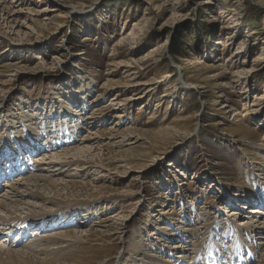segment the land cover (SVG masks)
I'll return each instance as SVG.
<instances>
[{
    "label": "rangeland",
    "instance_id": "374dc122",
    "mask_svg": "<svg viewBox=\"0 0 264 264\" xmlns=\"http://www.w3.org/2000/svg\"><path fill=\"white\" fill-rule=\"evenodd\" d=\"M10 145L25 158L10 177L16 157L0 161L1 214L54 210L35 192L82 205L22 243L1 231L19 264H196L204 240L213 264H264V0H0V151ZM242 222L259 228L238 259L226 252ZM44 235L57 241H32Z\"/></svg>",
    "mask_w": 264,
    "mask_h": 264
},
{
    "label": "bare ground",
    "instance_id": "6f19581e",
    "mask_svg": "<svg viewBox=\"0 0 264 264\" xmlns=\"http://www.w3.org/2000/svg\"><path fill=\"white\" fill-rule=\"evenodd\" d=\"M193 64V63H192ZM213 77V76H212ZM147 132V131H146ZM138 133V132H137ZM124 134V133H123ZM9 142H10V140L7 142V143H5V145L4 146H8L9 145ZM27 143V142H26ZM93 148V147H92ZM88 149V148H87ZM85 150V149H84ZM83 150V151H84ZM89 150V149H88ZM100 150V149H99ZM28 150L26 149L25 151H24V153H26ZM65 152H67L66 150H64ZM90 151V150H89ZM10 152V151H9ZM64 152V153H65ZM80 152V151H79ZM86 152V151H85ZM71 153V152H70ZM74 153V152H73ZM72 153V154H73ZM62 154V153H61ZM68 153H66V155H67ZM72 154H71V156H72ZM74 154H76V153H74ZM10 153H8L7 151H5V153L2 151L1 153H0V159H2V160H6V159H8L9 157H10ZM55 155V154H54ZM81 155V154H80ZM79 155V156H80ZM46 157L47 156V159H56V155H55V157L54 156H49V155H46V154H43V156H41V154H39V156L38 157H36V161L35 162H37L38 160H42V158L43 157ZM49 156V157H48ZM57 156H59L58 155V153H57ZM65 156V155H64ZM68 156V155H67ZM76 156V155H75ZM70 157V156H69ZM74 157V156H73ZM23 158H25V156L23 155V156H21L20 158H19V160L21 161V160H23ZM80 158V157H79ZM59 159V158H58ZM76 158H74V160H75ZM44 160V159H43ZM54 160H53V162H54ZM57 160V159H56ZM64 160H67V159H64ZM45 161V160H44ZM44 161H41V163H37L36 165H37V167H41L42 165H46L45 163H43ZM48 161V160H47ZM71 161V160H70ZM76 161V160H75ZM34 162V163H35ZM53 162H50L49 164H47L48 166L47 167H54L55 165H59V162L57 163L56 161L53 163ZM62 162V161H61ZM60 162V163H61ZM74 162V161H73ZM77 162V161H76ZM84 162V161H83ZM62 164V163H61ZM80 164V163H79ZM25 165V164H24ZM63 165V164H62ZM82 165V164H81ZM90 166V165H89ZM43 168L42 169H44V166H42ZM46 167V168H47ZM75 168V167H74ZM22 169V167L21 168H19L18 166H13V165H11V171L13 172H15V171H18V170H21ZM10 170V169H9ZM31 170V169H30ZM55 170V169H54ZM56 170H57V168H56ZM50 171V170H49ZM45 176V175H44ZM29 177H33L34 178V181H36V183H37V180H40V178L41 177H39V176H37V174H31V176H29ZM25 178H27V177H25ZM24 178V179H25ZM45 179H46V177H45ZM44 179V180H45ZM28 180V179H27ZM32 181V179H29V181ZM30 181V182H31ZM19 182L18 181H15V182H13V183H11L10 185H11V188L13 189V187H14V185H16V184H18ZM21 183V182H20ZM23 183V182H22ZM27 183V182H26ZM26 183H24V184H26ZM35 183V184H36ZM55 183V182H54ZM53 183V184H54ZM38 184V183H37ZM22 185V184H21ZM27 185V184H26ZM32 185H33V183H32ZM38 185H40L41 186V184H38ZM42 185H43V182H42ZM58 185V184H57ZM44 186V185H43ZM17 188V189H16ZM53 188V187H52ZM51 188V189H52ZM65 188V187H64ZM14 189H16L17 190V192H18V187H15ZM27 189V188H26ZM50 189V190H51ZM15 190V191H16ZM20 190V189H19ZM22 190V189H21ZM23 191V190H22ZM26 193H27V191L26 190H24ZM36 191V190H35ZM31 192H32V190H31ZM15 193V192H14ZM40 192H38V193H28L30 196H34V198L36 199V201H39L40 202V204L42 203V204H48L49 206L50 205H53L54 206V210H52V211H50L48 214H32V215H26V216H23V217H20V216H14V217H12L11 216V211L9 210V209H7V210H5V211H3V214H5L4 216H3V214H1L0 215V232L1 231H3V230H5V229H7L6 231H4V232H2V233H8V232H16V233H18V235H21V237L20 236H15V238H16V240L18 239V241H17V243H22L23 242V238H24V236L25 235H27L28 236V230L30 229V228H32V227H34L33 226V223H40L41 222V220H47L46 222L47 223H49V225H47V226H49V227H53L54 225H58L59 226V224L61 225V223H56V218L55 219H53V217H52V215H53V213H54V211H58V210H60V211H58L57 212V214H55V215H60V216H67L68 214H70V215H72V213L73 214H75L74 213V211L75 210H77L80 206H82V205H80L79 203L78 204H74V203H66V204H58V202H53V200H50L49 198H47V197H45V196H43L42 194H39ZM22 195H24V194H22ZM262 195H264V194H262ZM21 196V195H20ZM23 197V196H22ZM260 198H263V196H260ZM247 199H249V196L248 197H246V200ZM22 199H20L19 198V203L20 202H22L21 201ZM29 200V199H28ZM31 200V199H30ZM29 200V201H30ZM33 200V199H32ZM29 201H27L28 203H29ZM24 202H26V201H24ZM31 202V201H30ZM38 202V203H39ZM35 203V202H34ZM30 204V203H29ZM33 204V203H32ZM36 204H37V202H36ZM39 204V205H40ZM27 205V204H26ZM80 205V206H79ZM2 206H4V204L3 205H1V207ZM19 206V205H18ZM44 206V205H43ZM22 207H24V206H22ZM28 208H29V206H27ZM51 207V206H50ZM7 208V207H6ZM25 209V208H24ZM13 210H15V211H18V209H17V207H15L14 206V209ZM19 210H21V209H19ZM23 211V210H22ZM1 212V211H0ZM5 212V213H4ZM19 212V211H18ZM38 213V212H37ZM250 213H252V214H255V215H253V217L255 218V217H257V214L256 213H259V210H257L256 208H254V209H252V210H250ZM249 220H251V218H249ZM248 221V220H247ZM252 221V220H251ZM62 224H64V223H62ZM77 224L79 225L80 223L79 222H77ZM240 224H242V228H232V231L228 234V235H230V241L232 240V245L230 246V247H228V250H227V252L226 253H228V254H233V255H237V257H242V256H244L247 252H244L237 244H243V242L246 244H248L249 246H251L250 245V243H252V240H250V236L252 235H250L249 236V234H248V231H250V233H252V230L254 231V230H257L259 227H258V223L256 224V223H253V222H242V223H240ZM37 226V225H36ZM46 226V227H47ZM251 229V230H250ZM262 229V228H261ZM179 232L181 233L180 234V236L183 238V237H185L184 235H186V231H183V230H179ZM248 234V235H247ZM54 235V234H53ZM10 236V235H9ZM45 236V235H44ZM42 236V237H39L38 239H36V240H32V241H40V242H42L41 244H43V245H45L46 247H50V245H54V243L55 242H53V240L55 239H52V237H49V236ZM56 236H57V234H56ZM60 236V235H59ZM65 236H68L67 238H69V236H70V234H66ZM227 236V233L224 235V237H226ZM12 238H9L8 236H2L1 235V233H0V241L2 242V241H4V242H8V243H13V241L11 240ZM81 239V238H80ZM80 239L79 238H77V239H74L73 241L74 242H77V241H80ZM170 240H171V238H170ZM174 240H176V239H173V241ZM54 241H57V240H54ZM59 241V240H58ZM71 241V240H70ZM69 242V241H68ZM32 243V242H31ZM58 244V243H57ZM72 244V243H71ZM74 244V243H73ZM68 245V244H67ZM203 252H196V257L197 256H199L197 259H196V264H213V262H214V257H217V255H218V253H219V248L218 247H216V246H213L212 245V242L211 241H206V240H204L203 241ZM28 247L30 246V244L29 245H27ZM37 246V245H36ZM64 246V245H63ZM77 246V245H76ZM227 246V245H226ZM1 249H2V247H0V264H19L18 262H16V260H15V256H14V254L13 253H15V252H13L11 249H10V247L9 248H6L4 251H6V252H3V251H1ZM47 249H49V248H47ZM62 249V248H61ZM141 249V248H140ZM33 250H35V249H33V247L31 246V248H29V251L27 252V257H28V255H29V253H30V251H33ZM40 251H43V249H39ZM45 250V249H44ZM16 252H17V250H15ZM248 251H250L251 252V250H248ZM46 252H49V251H46ZM45 252V253H46ZM135 253H138V252H143L144 254H146V255H150L151 254V252H149L148 250H147V252H149V253H147L146 251H143L142 249L141 250H137V251H134ZM249 252V253H250ZM253 252H254V250H253ZM62 253V252H61ZM52 254H54V252H52ZM251 254V256H252V253H250ZM26 255V254H25ZM60 256L62 255V254H59ZM1 256H6V258L5 259H2V257ZM19 257H23V256H19ZM185 255H183V257L182 258H180V259H176V260H178V261H182V262H184V264H186V261H185ZM59 260V259H58ZM48 261H51V259L50 260H48ZM136 260H134V262H135ZM140 261L144 264V260H143V258H140ZM213 261V262H212ZM67 262V261H66ZM246 263V262H245ZM244 263V264H245ZM20 264H34L33 263V260L32 261H29V258H28V260L27 259H24V258H22V261H21V263ZM46 264H56V263H54V262H47ZM59 264V263H58ZM65 264V263H64ZM214 264H229L228 262H226V260L221 256H219V258L216 260V262L214 263Z\"/></svg>",
    "mask_w": 264,
    "mask_h": 264
},
{
    "label": "trees",
    "instance_id": "16d2710c",
    "mask_svg": "<svg viewBox=\"0 0 264 264\" xmlns=\"http://www.w3.org/2000/svg\"><path fill=\"white\" fill-rule=\"evenodd\" d=\"M169 52L172 56L181 55L182 45H181L180 38L178 36V29L175 31V35L173 36L172 40L170 41Z\"/></svg>",
    "mask_w": 264,
    "mask_h": 264
}]
</instances>
